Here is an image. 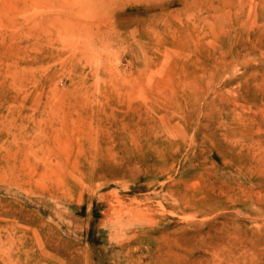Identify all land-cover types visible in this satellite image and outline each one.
<instances>
[{
	"label": "rangeland",
	"instance_id": "374dc122",
	"mask_svg": "<svg viewBox=\"0 0 264 264\" xmlns=\"http://www.w3.org/2000/svg\"><path fill=\"white\" fill-rule=\"evenodd\" d=\"M0 264H264V0H0Z\"/></svg>",
	"mask_w": 264,
	"mask_h": 264
}]
</instances>
